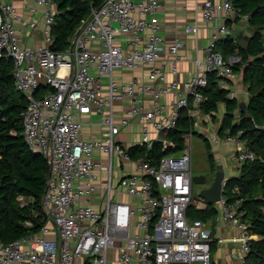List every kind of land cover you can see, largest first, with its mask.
I'll return each mask as SVG.
<instances>
[{"label": "built area", "instance_id": "built-area-1", "mask_svg": "<svg viewBox=\"0 0 264 264\" xmlns=\"http://www.w3.org/2000/svg\"><path fill=\"white\" fill-rule=\"evenodd\" d=\"M161 5V0H103L91 6L68 47L60 50L53 47L58 22L54 0H29V18L18 11L15 0H0V58H12L15 87L27 100L22 111L24 139L48 164L42 195L47 221L37 234L9 242L0 238V264H108L111 249H116L119 264H214L212 243L227 240L215 232L219 225L238 229L229 239L237 243L235 264H243L256 236L241 217L240 199L227 200V178L221 198L214 203V223L188 214L195 192L192 143L187 145L191 131L183 134L181 151L163 154L157 164L129 151L139 143L150 148L155 140L173 146L174 141L162 135L176 126L184 107L190 106L191 128L203 131L197 111L205 99L202 89L209 73L216 72L219 86L236 98L230 81L238 57L225 58L216 49V41L230 32L227 20L239 16L231 0L199 3L203 20L223 21L203 56L196 58L195 73L182 80L168 79L160 62L167 51L176 72L183 46L179 37L165 40L158 19ZM240 18L246 20L248 15ZM17 22L31 36L39 31V43H22ZM198 28V22L185 26L192 33ZM118 69L132 74L121 79ZM138 70H146V77ZM242 91L247 92L246 85ZM168 94L171 98L165 101ZM124 99L130 104L116 115V102ZM94 115L100 129L85 132L86 126H94ZM134 119L140 123V137L126 145L117 135ZM218 128L208 130L213 147L231 142L238 163L255 159L241 137L242 129L227 128L220 135ZM52 230L57 238L46 236Z\"/></svg>", "mask_w": 264, "mask_h": 264}, {"label": "trees", "instance_id": "trees-1", "mask_svg": "<svg viewBox=\"0 0 264 264\" xmlns=\"http://www.w3.org/2000/svg\"><path fill=\"white\" fill-rule=\"evenodd\" d=\"M102 1L54 0L58 22L54 28L53 47L60 50L68 47L82 18L88 15L91 6H98ZM231 2L239 14L236 21L242 15H248L246 21L252 30L249 45L242 48L236 35L229 32L216 41V49L225 58L239 55L238 60L233 62V68L241 73V80L247 86L245 104L250 116H246L242 109L236 114L239 100L231 98L228 90L219 86L216 72L208 75L207 84L202 89L205 99L200 109L210 113L217 109L219 101H224L226 110L218 128L219 134L223 135L227 128L232 132L242 129L241 137L256 154L255 159L239 163L238 174L227 177L224 194L229 202L240 199L238 210L242 211L241 217L247 223L249 232L256 236L251 240L243 264H264V0ZM231 22L232 19L227 20L228 24ZM12 68V58H0V238L4 242L37 234L47 221L42 195L48 164L42 153L32 149L24 139L22 111L27 100L15 87ZM189 108H181L176 126L162 135L174 141L173 146L164 147L161 140H155L150 148L146 144H134L129 147L132 156H142L157 164L163 154L181 151L185 145L183 134L194 131ZM199 135L209 145L208 137L202 132ZM210 160L214 162L212 153ZM234 187L237 190L233 191ZM188 214L191 218L214 223L217 208L212 202H207L204 207L191 204ZM215 244L212 243V252H215Z\"/></svg>", "mask_w": 264, "mask_h": 264}, {"label": "crops", "instance_id": "crops-1", "mask_svg": "<svg viewBox=\"0 0 264 264\" xmlns=\"http://www.w3.org/2000/svg\"><path fill=\"white\" fill-rule=\"evenodd\" d=\"M202 0H161V7L158 11V19L161 24V32L165 37V40L167 42H170L174 40L176 37H179L183 40V46L180 48L179 51V58H178V67L177 71L173 72L171 70V63L168 59V52L164 51L162 59L160 62L164 64V68L167 73V78H177L179 80L189 78L191 75L195 73V60L196 58H200L204 54L205 47L209 44L211 40V35L212 33L217 29V25L223 21L222 18H218L217 20H213L211 22H207L202 19L201 17V12L199 11V3ZM215 1H220V0H215ZM29 4V0H15V5L20 13H22L24 18H29L31 17L28 14V9L27 6ZM38 16V14H37ZM244 19H240L236 21L235 19L232 20L231 23H229V28L231 31L238 32L240 30H244L248 33H250V29L247 27H244L243 24ZM194 22H198L199 28L196 33L192 32H187L185 30V26L189 23L193 24ZM40 24V22H39ZM246 26H248V23ZM16 28L22 35L23 41L22 43L28 44V45H36L40 41V33L35 32V36L30 35V31L28 28L23 26L20 23H16ZM232 33V32H231ZM235 57H239V55H233ZM141 75V77H146V70H138L136 71ZM132 72L129 69H118L116 71V75L121 78V79H128L131 76ZM239 76L237 75V72L235 73L234 80L230 81V87L232 89L236 88V98L237 94H242L239 96L240 100H244L245 102L248 99V92H243L242 87L244 86V83L241 80V73L238 72ZM235 90V89H234ZM239 91V92H238ZM171 95H164L163 99L165 101L170 100ZM239 100V101H240ZM130 104V101L128 99H124L122 102H116V106L114 109V112L116 115H120L122 113V108L125 106H128ZM240 107L236 110V114L239 113ZM226 110V106L224 101H219L217 103V109L214 110L213 112H210V116L213 120H215V125L217 123V126L219 127L224 113ZM199 114L200 112L202 113L203 111L199 108V111H197ZM204 114V112H203ZM95 118L97 119H92L94 122V126L92 129L86 128L84 129L85 132L93 131V132H98L100 129L98 122V117L94 115ZM92 118V117H91ZM214 118V119H213ZM207 120L205 117L203 118ZM201 131V130H200ZM204 133L203 131H201ZM118 139H120L124 144L130 145L132 142L135 140H138L140 137V123L138 119L132 120L128 125L123 126L121 129V132L117 135ZM222 143H229L231 142H222ZM220 144L214 146L218 147L220 151ZM229 147L230 145L227 144ZM222 153L220 154V159L224 156L225 154L227 155L228 158H232L231 152H219ZM239 167V166H237ZM238 173H239V168H238ZM237 173V174H238ZM125 198L128 196L124 195ZM218 235L220 236H225L227 240L222 241V242H217L215 245V252L214 255H217V259L220 261L226 262L228 264V261H231V264L235 261L236 259V242L230 240L229 238L236 234L238 232V229L235 226H230V225H219L216 227L215 231ZM47 237L49 238H57L58 234L56 230H52L49 234H46ZM115 252L116 249H111L109 252V260L108 264H119L116 259H115ZM219 256V257H218ZM11 264H18L16 262H12Z\"/></svg>", "mask_w": 264, "mask_h": 264}, {"label": "rangeland", "instance_id": "rangeland-1", "mask_svg": "<svg viewBox=\"0 0 264 264\" xmlns=\"http://www.w3.org/2000/svg\"><path fill=\"white\" fill-rule=\"evenodd\" d=\"M246 22H247L246 20H243L244 27H247L250 29L249 26H246L247 25V24H245ZM249 31L251 32L252 30L250 29ZM231 32H232V35H234V36L237 34V32L231 31V29H230V33ZM237 75L239 76L238 72H237ZM234 89H235V91L238 90L236 88H234ZM241 95H242L241 93L237 94L238 100L243 99V98L239 97ZM204 117L207 120L203 119ZM92 119L94 120L97 118H95L93 116ZM215 120H217V119L215 118L212 122V118L208 112H205V114H203V112H202L199 115L198 121L201 123V127H202L203 132L205 133L206 137H208L207 134H209V131L216 130V128L218 127L217 124H219V123H217L215 125V122H216ZM86 128L88 129L89 126H86L84 129H86ZM199 132H201V131L194 128L192 137L187 138V145H189L190 142L192 143V152H193L192 170H193V173H204L205 175H207V180H206L204 186H209L214 179L216 171L219 169H222L225 172V176L221 180V187H222L224 179H226L229 176L236 175L238 173V167L237 166H239L240 164L236 160H234L232 158H228L226 154H225V157L223 156L220 159V156H221L220 154H222V153H219V152L221 151V152L229 153V151H230L231 154H233L234 149H235V145L233 143H231V144L221 143L219 146L220 147V151H219L218 147L212 146L211 142L209 141V138H208V141H209L208 144L209 145H207L204 138L201 135H199ZM227 144L230 146L228 147ZM210 153H212V155L214 157V162H212L210 160ZM119 175H120V173H118V172L114 175V177H113L114 183H116L117 177ZM194 185H195V187L197 186L196 184H194ZM205 201H206L205 199H203L198 193H196L192 199V202H193L192 206H195V203H197V202L203 203ZM212 261L214 264H226V262H224V261H221V260L219 261L217 259V255L216 254L214 255V252H212ZM235 263H236V259L232 264H235ZM228 264H231L230 260L228 261Z\"/></svg>", "mask_w": 264, "mask_h": 264}, {"label": "water", "instance_id": "water-1", "mask_svg": "<svg viewBox=\"0 0 264 264\" xmlns=\"http://www.w3.org/2000/svg\"><path fill=\"white\" fill-rule=\"evenodd\" d=\"M251 35L244 31L240 30L236 34V39L242 48H247L249 45ZM239 107L242 109L246 116H250V113L247 109V106L245 104L244 100L239 101ZM225 176V172L222 169H219L216 171L214 179L212 183L209 186H204L207 175L204 173H194L193 183L197 186L195 187V192L198 193L203 199L206 200V202H212L215 203L221 198L222 195V187H221V180Z\"/></svg>", "mask_w": 264, "mask_h": 264}, {"label": "clouds", "instance_id": "clouds-1", "mask_svg": "<svg viewBox=\"0 0 264 264\" xmlns=\"http://www.w3.org/2000/svg\"><path fill=\"white\" fill-rule=\"evenodd\" d=\"M229 25V24H228Z\"/></svg>", "mask_w": 264, "mask_h": 264}, {"label": "flooded vegetation", "instance_id": "flooded-vegetation-1", "mask_svg": "<svg viewBox=\"0 0 264 264\" xmlns=\"http://www.w3.org/2000/svg\"><path fill=\"white\" fill-rule=\"evenodd\" d=\"M207 180V179H206Z\"/></svg>", "mask_w": 264, "mask_h": 264}]
</instances>
